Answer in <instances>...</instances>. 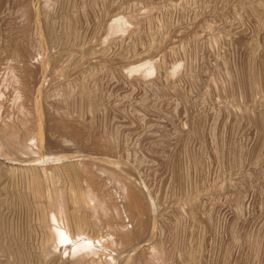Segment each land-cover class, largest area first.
<instances>
[{
	"label": "rangeland",
	"instance_id": "1",
	"mask_svg": "<svg viewBox=\"0 0 264 264\" xmlns=\"http://www.w3.org/2000/svg\"><path fill=\"white\" fill-rule=\"evenodd\" d=\"M0 264H264V0H0Z\"/></svg>",
	"mask_w": 264,
	"mask_h": 264
},
{
	"label": "bare ground",
	"instance_id": "2",
	"mask_svg": "<svg viewBox=\"0 0 264 264\" xmlns=\"http://www.w3.org/2000/svg\"><path fill=\"white\" fill-rule=\"evenodd\" d=\"M51 234H52V233H51ZM59 234H60V233H59ZM59 234H58V239H59V236H60ZM64 235H65V234H64ZM61 236H63V234H62ZM66 238H67V237H66ZM63 239H64V236L62 237V240H63ZM65 240H66V239H65ZM65 240H64V241H65ZM59 241H61V239H59ZM75 248H76V247H75ZM74 253H75V252H74ZM104 255H105V254H104Z\"/></svg>",
	"mask_w": 264,
	"mask_h": 264
}]
</instances>
